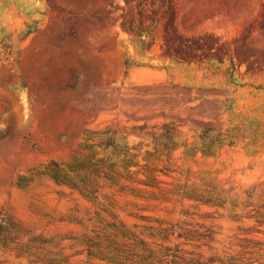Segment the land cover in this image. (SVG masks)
<instances>
[{"label": "rangeland", "instance_id": "obj_1", "mask_svg": "<svg viewBox=\"0 0 264 264\" xmlns=\"http://www.w3.org/2000/svg\"><path fill=\"white\" fill-rule=\"evenodd\" d=\"M0 264H264V0H0Z\"/></svg>", "mask_w": 264, "mask_h": 264}, {"label": "trees", "instance_id": "obj_2", "mask_svg": "<svg viewBox=\"0 0 264 264\" xmlns=\"http://www.w3.org/2000/svg\"><path fill=\"white\" fill-rule=\"evenodd\" d=\"M175 50L178 52V53H176V54H173V56H174L176 59H179V58L183 57L187 62H191V61H192V60L189 59L188 57H184L185 55H180V54H182V53H180V52H186V54H189V51L186 50L182 45H178V46H176V47H175ZM230 51H231V49H230Z\"/></svg>", "mask_w": 264, "mask_h": 264}]
</instances>
